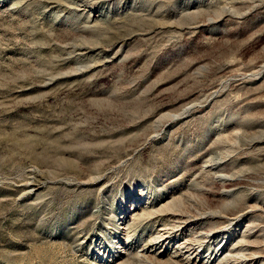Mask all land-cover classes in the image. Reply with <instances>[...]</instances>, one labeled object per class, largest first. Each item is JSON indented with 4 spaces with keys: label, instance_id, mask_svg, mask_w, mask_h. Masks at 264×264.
Masks as SVG:
<instances>
[{
    "label": "rangeland",
    "instance_id": "rangeland-1",
    "mask_svg": "<svg viewBox=\"0 0 264 264\" xmlns=\"http://www.w3.org/2000/svg\"><path fill=\"white\" fill-rule=\"evenodd\" d=\"M0 264H264V0H0Z\"/></svg>",
    "mask_w": 264,
    "mask_h": 264
},
{
    "label": "bare ground",
    "instance_id": "bare-ground-1",
    "mask_svg": "<svg viewBox=\"0 0 264 264\" xmlns=\"http://www.w3.org/2000/svg\"><path fill=\"white\" fill-rule=\"evenodd\" d=\"M164 233V232H163ZM163 235V234H162ZM160 237H162V236H160ZM167 237V236H166ZM169 239V238H168ZM190 251V250H189Z\"/></svg>",
    "mask_w": 264,
    "mask_h": 264
}]
</instances>
